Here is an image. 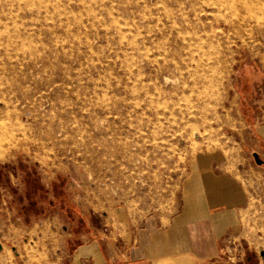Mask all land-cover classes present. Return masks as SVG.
Returning <instances> with one entry per match:
<instances>
[{
    "label": "rangeland",
    "instance_id": "374dc122",
    "mask_svg": "<svg viewBox=\"0 0 264 264\" xmlns=\"http://www.w3.org/2000/svg\"><path fill=\"white\" fill-rule=\"evenodd\" d=\"M261 134L264 0H0V264L62 263L80 217L119 242L203 150L260 194ZM241 219L214 264H264Z\"/></svg>",
    "mask_w": 264,
    "mask_h": 264
},
{
    "label": "crops",
    "instance_id": "0c3cea01",
    "mask_svg": "<svg viewBox=\"0 0 264 264\" xmlns=\"http://www.w3.org/2000/svg\"><path fill=\"white\" fill-rule=\"evenodd\" d=\"M260 138L264 141V134ZM260 148L264 149V142ZM228 158L218 150L196 153L187 165L172 211L144 215L130 235L117 243L106 241L107 250L99 238L104 233L98 234L92 223L80 217L78 229L88 228L75 235V248L63 253L60 264H214L226 239L241 227L242 210L251 197L257 194L264 203V187L258 194L247 180L249 173L257 171L248 162L243 166L244 160L230 162Z\"/></svg>",
    "mask_w": 264,
    "mask_h": 264
},
{
    "label": "water",
    "instance_id": "95a60500",
    "mask_svg": "<svg viewBox=\"0 0 264 264\" xmlns=\"http://www.w3.org/2000/svg\"><path fill=\"white\" fill-rule=\"evenodd\" d=\"M253 158L257 164L264 165V160L261 159L256 152H253Z\"/></svg>",
    "mask_w": 264,
    "mask_h": 264
},
{
    "label": "bare ground",
    "instance_id": "6f19581e",
    "mask_svg": "<svg viewBox=\"0 0 264 264\" xmlns=\"http://www.w3.org/2000/svg\"><path fill=\"white\" fill-rule=\"evenodd\" d=\"M6 137V136H5ZM1 151V150H0ZM0 154H1V152H0Z\"/></svg>",
    "mask_w": 264,
    "mask_h": 264
}]
</instances>
